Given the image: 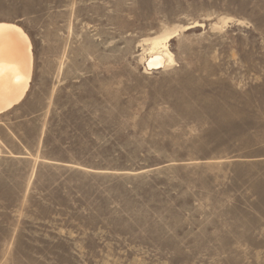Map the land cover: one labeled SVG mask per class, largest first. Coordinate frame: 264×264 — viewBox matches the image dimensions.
I'll list each match as a JSON object with an SVG mask.
<instances>
[{
    "label": "rangeland",
    "instance_id": "374dc122",
    "mask_svg": "<svg viewBox=\"0 0 264 264\" xmlns=\"http://www.w3.org/2000/svg\"><path fill=\"white\" fill-rule=\"evenodd\" d=\"M2 22L33 68L0 114V264H264V0H0Z\"/></svg>",
    "mask_w": 264,
    "mask_h": 264
},
{
    "label": "bare ground",
    "instance_id": "6f19581e",
    "mask_svg": "<svg viewBox=\"0 0 264 264\" xmlns=\"http://www.w3.org/2000/svg\"><path fill=\"white\" fill-rule=\"evenodd\" d=\"M173 33L147 40L141 59L145 70L158 71L174 64L168 43ZM33 68L32 45L20 26L0 23V114L12 109L29 89Z\"/></svg>",
    "mask_w": 264,
    "mask_h": 264
}]
</instances>
